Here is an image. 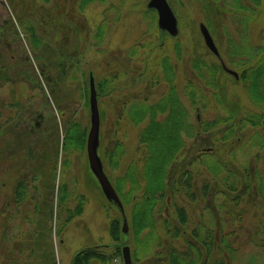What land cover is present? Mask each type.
<instances>
[{
  "label": "rangeland",
  "instance_id": "374dc122",
  "mask_svg": "<svg viewBox=\"0 0 264 264\" xmlns=\"http://www.w3.org/2000/svg\"><path fill=\"white\" fill-rule=\"evenodd\" d=\"M149 1L0 0V114L3 110L7 127L14 129L5 151L0 142V264H72L84 248L114 243L110 226L123 215L105 197L87 157L91 74L96 87L107 82L104 91L97 90L99 154L105 171L113 186L122 180L129 189L137 182V197L145 186L140 169L146 151L140 134L150 121V116L135 121L142 108L159 101L165 104L167 95L177 97L195 127L231 115L236 120L248 113L264 115L253 105L242 79L224 72L200 32L201 23L209 27L223 62L242 74L244 68L235 67L229 53L234 44L244 43L253 49L262 47L264 58V0L260 8L253 6V11H259L246 30L226 9L233 0H168L178 19L177 37L160 30L158 14L148 8ZM240 1L250 4L249 0ZM31 37L38 42L33 43ZM195 58L219 69L221 95L216 96V87L205 86L202 78L196 77ZM190 85L197 91L194 104L187 95ZM165 110L168 114L167 107ZM74 122L86 129V146L65 151L66 128ZM229 127L221 123L213 131L220 138ZM195 138H188L173 160L175 172L170 178L175 180L178 171L188 168L185 165L190 161L186 160L202 153L225 160L231 168L255 169L250 173L252 187L260 191L253 197L255 201L248 202L243 196L239 206L229 205L231 210L243 212V221L235 224V228L244 227L237 229L239 252L234 264H264V249L259 244L262 236H250L254 226L264 223V123L259 128L250 124L238 127L223 143L209 138L207 132ZM116 147L124 153L114 168L108 155ZM196 182L200 187L201 180ZM165 183L164 198L153 211L156 246L145 252L142 243L135 252V239L130 241L128 236L125 241V245L133 244V264H168L173 248L184 249V237L190 235L193 224L209 217L208 201L221 216L226 211L216 209L223 203L220 196L211 201V195L205 199L198 192L193 199L173 189L175 183L169 181V175ZM137 200L124 205L129 222ZM178 209L185 210L190 223L186 231L180 227V237L174 239L173 226L180 222ZM166 223L172 225L169 231ZM149 232L150 228L145 229L141 237ZM112 264H124V260L118 258Z\"/></svg>",
  "mask_w": 264,
  "mask_h": 264
},
{
  "label": "trees",
  "instance_id": "16d2710c",
  "mask_svg": "<svg viewBox=\"0 0 264 264\" xmlns=\"http://www.w3.org/2000/svg\"><path fill=\"white\" fill-rule=\"evenodd\" d=\"M224 3H228L227 0ZM249 3L244 4L240 0H233L232 5L226 6V9L233 14L245 30L248 28L252 18H256L258 14L257 11L259 10L253 11V6L260 8L261 0H249ZM30 39L33 43L38 42L32 37ZM237 48L244 49V45L240 44ZM259 63L257 57L253 55H251L248 62L246 61L245 64L241 63L244 65L241 79L248 95L254 101L253 105L258 110L264 111V66L262 68L259 66ZM192 66L198 74L196 77L202 78L205 86L212 89L216 87L218 89L217 93L216 90H213L216 96L218 94L221 95L223 85L218 83L220 71L216 65L214 63H207L200 58H195ZM106 83L105 81L98 85V92L99 90L104 91L107 86ZM186 89L187 95L190 97L192 104H194L197 97L196 89L191 85L190 88L187 86ZM164 98H166L165 104H161L159 101L153 106L148 107V109L146 108L147 110L142 108L141 117L138 116L135 119L139 123L150 116V121L140 134V143L146 151L144 157L145 163L143 168L140 169L145 184L144 192L140 197L136 196V192L140 189L137 182L136 186H134V183L129 189L125 188L126 185H124L122 180H118L117 187L115 186L124 205L138 198L134 203L132 218L130 222L128 221L130 224L129 235H125L123 232L122 218L121 220H113L110 226V234L114 243L107 247H86L75 255L72 264H112L116 259H122V248L126 244L125 241L128 236H130V241L135 239V252L142 246V243L145 244V252L153 250L156 246L154 243L158 242L153 211L159 200L164 198L165 182L168 175L169 181L175 183L173 189H177L179 192L184 191L185 195L193 199L196 198L198 192L203 198L211 195V201H214V199L215 201L218 200L220 196L223 199V203L216 206V209L220 207L226 209L225 213L221 216L218 211L215 212V207L208 201L206 211H208L209 217L206 216L200 219L197 224H193L190 235L184 237V249L179 251L173 248L167 257L168 264H234V261H236L239 252L236 246L237 229H243L244 226L242 224V227L235 228V224H237L236 222L241 224L243 212L233 211L229 205L232 204L234 207L239 206L240 199L243 196L246 197L248 202L255 201L253 197L255 198L260 192L257 188H253L250 182L251 171L255 169L231 168L225 160H215L210 153H202L197 155L193 160L187 159L186 162L190 161L185 165H188V168L183 169L182 172L178 171L175 180H172L170 177L175 172V169L171 168V165L178 153L185 147L188 138H197L202 133L207 132L209 133V138L221 140L217 142L223 143L230 139L234 130L238 127L243 128L246 124H250L256 128L261 127L264 123V115L263 113H248L246 117L240 120H236L235 116L231 115L224 119L217 118L209 122L204 121L203 124L195 127V125L190 123L188 110L180 102V99L177 97L169 98L168 95ZM166 107L168 108V114L165 113ZM149 109H153L154 112L150 114L152 110L150 111ZM177 111H179V115H177ZM146 114L149 115L145 116ZM221 123H228L230 127L223 130L219 134L221 137L218 138V133L216 134L213 129L216 130ZM63 142L65 151L71 147L83 149L86 146V129H82L77 122L71 125L68 124ZM122 153H124L123 150L116 147L111 153L114 156L108 155L112 159L108 161L109 165L114 168L118 167ZM195 164H198L200 167L195 169L193 167ZM203 167V171L206 170L209 174L208 176H205V173L200 169ZM168 170L171 172L170 174L167 173ZM199 179L201 180V186L197 187L196 181ZM178 216L179 225L173 226L174 233H172V238L174 239L180 237L181 231H179V228L185 229L186 224L190 223L188 214L185 213L184 209H178ZM171 227L172 225L166 223L167 231ZM147 228H150L151 232L142 238L141 235ZM251 231L254 232L250 233L251 238L256 239L259 234L262 236V239H259V244L264 249V223L257 224ZM130 243L129 246L131 245L130 248H132L133 244Z\"/></svg>",
  "mask_w": 264,
  "mask_h": 264
},
{
  "label": "water",
  "instance_id": "95a60500",
  "mask_svg": "<svg viewBox=\"0 0 264 264\" xmlns=\"http://www.w3.org/2000/svg\"><path fill=\"white\" fill-rule=\"evenodd\" d=\"M149 9H154L158 14V26L162 31H166L172 37L179 34L178 19L168 0H150L148 3ZM201 33L204 37L207 47L217 56H219L218 48L212 38V35L207 26L202 23L200 25ZM224 69L233 75L236 72L228 69L224 65ZM90 111H91V125L87 136V157L89 167L98 181L105 197L119 208L123 215V231L128 233V220L124 215V205L115 190L112 182L107 176L104 168L102 158L99 154L100 148V110L98 105L97 90L94 77L91 75L90 79ZM124 264H133L131 249L128 245L123 247Z\"/></svg>",
  "mask_w": 264,
  "mask_h": 264
},
{
  "label": "flooded vegetation",
  "instance_id": "af4514ba",
  "mask_svg": "<svg viewBox=\"0 0 264 264\" xmlns=\"http://www.w3.org/2000/svg\"><path fill=\"white\" fill-rule=\"evenodd\" d=\"M241 44L244 45V49H239V48H237L238 44H234L233 49L230 50V53H229V56L232 59L231 63L233 61V63L235 64L234 65L235 67L244 68V65L241 64V62L244 63V64H245L246 61L248 62L250 60L251 55H253L254 57H257L258 61L260 62L259 66H261V67L264 66V58H262V54H263L262 47L261 48L258 47L256 49L255 48L254 49L253 48L250 49V46L248 44H244V43H241ZM244 56H245V58L242 61H240V62L234 61V58H236V57H244ZM215 57L220 61L221 67L223 69V65L224 64L226 65V63L223 62V59L221 58V56H216L215 55ZM246 67H248V66H246ZM231 70L236 72L237 75H233V74H230V73L229 74L232 75L235 79H239L240 80L242 74L241 73L239 74L238 71H235L233 69H231ZM140 77H141V75H140ZM146 108L148 109V107H145V109ZM7 124H8L7 118L4 115V111L1 110V114H0V139H1V141L0 142L2 143V147H1L2 151H5V147L8 146L7 143L9 142V133H10L11 129H13V128H8Z\"/></svg>",
  "mask_w": 264,
  "mask_h": 264
}]
</instances>
